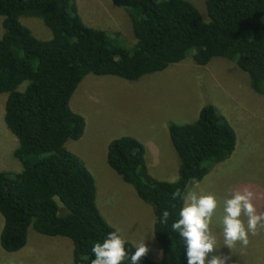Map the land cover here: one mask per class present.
<instances>
[{
	"label": "trees",
	"instance_id": "16d2710c",
	"mask_svg": "<svg viewBox=\"0 0 264 264\" xmlns=\"http://www.w3.org/2000/svg\"><path fill=\"white\" fill-rule=\"evenodd\" d=\"M110 2L128 17L130 46L120 43L118 32L85 25L74 0H0L2 122L16 140L11 155L19 164L13 173L0 171L5 252L22 248L30 228L69 239L72 263L91 264L94 243L116 230L96 207L90 172L65 147L83 132L84 120L68 101L84 76L134 81L186 56L199 66L219 57L246 73L249 87L264 97V0H204L205 20L187 0ZM20 17L39 19L50 37L36 38ZM166 129L179 160L173 181L149 175L143 147L132 136L113 138L105 148L107 166L152 211L160 258L145 255L139 264H187L184 239L171 230L183 200H173L172 193L179 188L185 195L193 180L227 159L235 146L232 128L211 104L201 106L193 121L170 122ZM165 209L167 225L160 223ZM119 234L130 257L135 247Z\"/></svg>",
	"mask_w": 264,
	"mask_h": 264
},
{
	"label": "rangeland",
	"instance_id": "374dc122",
	"mask_svg": "<svg viewBox=\"0 0 264 264\" xmlns=\"http://www.w3.org/2000/svg\"><path fill=\"white\" fill-rule=\"evenodd\" d=\"M74 1L85 25L118 32L123 46L133 43L130 22L122 8L112 5L110 0ZM187 1L205 20L204 0ZM19 21L36 38L50 37L39 19L20 17ZM5 96L6 93L0 94V171L13 173L19 170V164L11 155L16 140L2 122ZM205 104H211L230 125L235 146L227 159L212 166L204 177L193 180L185 195L192 191L211 193L218 201L210 225L217 250L210 256L222 255L228 264H264V230L250 234L246 247L238 242L229 249L223 239V208L230 190L249 188L255 193L253 202L257 210L264 212V97L252 91L246 73L232 62L214 57L199 66L186 56L134 81L109 75L84 76L68 101L70 109L84 120L83 132L78 139L66 142L65 147L90 172L101 216L133 246L145 242L147 258L157 261L160 252L152 233L151 208L107 166L106 144L122 135L134 137L143 147L149 175L173 181L179 160L168 138L167 124L193 121ZM0 264H73L71 242L28 228L22 248L14 252L0 248Z\"/></svg>",
	"mask_w": 264,
	"mask_h": 264
},
{
	"label": "clouds",
	"instance_id": "9594fccd",
	"mask_svg": "<svg viewBox=\"0 0 264 264\" xmlns=\"http://www.w3.org/2000/svg\"><path fill=\"white\" fill-rule=\"evenodd\" d=\"M172 198L183 200L179 219L171 224V230L184 239L187 264H225L226 257L210 256L217 250L216 236L210 228L218 205L215 195L196 191L184 195L177 188ZM254 199L255 193L247 187L242 191L230 190L229 197L225 199L222 232L224 245L229 249L238 242L246 247L250 242V234L257 235L260 230H264V212L257 210ZM169 216V211L163 210L160 223L167 225ZM119 233L117 228L109 232L103 242L94 243L92 252L95 258L91 264H122L126 259H130L131 264H139L148 252L145 242L134 245L135 251L129 257L125 249L126 240Z\"/></svg>",
	"mask_w": 264,
	"mask_h": 264
}]
</instances>
